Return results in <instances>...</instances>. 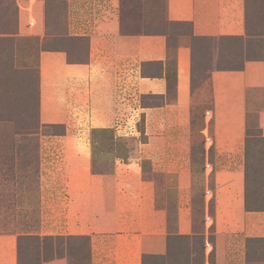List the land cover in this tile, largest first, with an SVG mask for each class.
I'll return each mask as SVG.
<instances>
[{"label": "crops", "instance_id": "obj_1", "mask_svg": "<svg viewBox=\"0 0 264 264\" xmlns=\"http://www.w3.org/2000/svg\"><path fill=\"white\" fill-rule=\"evenodd\" d=\"M37 14L36 33L42 36V15ZM111 17L97 31L70 34L87 38L84 64L67 63L63 52L39 54L42 122L67 120L61 113L65 106L94 128L112 127L116 115L118 120L144 117L146 140L135 145L132 158L118 161L112 200L102 195L109 216L102 232L113 237L102 256L108 264H141L143 255L170 254L172 237L196 234L192 212L198 170L190 135L193 121L203 117L201 106L212 146L202 155L200 175L213 203H203L202 210L212 222L214 264H264V208H245L244 151L250 103L262 102L257 124L264 137V60L222 70L212 65V55L208 70L201 66L199 77L196 70L195 42L245 35L243 0H165L166 20L182 27L162 34H126L118 14ZM127 89L134 97L129 111L123 97ZM142 98H150L149 103L142 104ZM74 178L61 176L70 195ZM201 230L208 238V229ZM98 246L105 252V242L92 248ZM0 264H17L12 237L0 236Z\"/></svg>", "mask_w": 264, "mask_h": 264}, {"label": "rangeland", "instance_id": "obj_2", "mask_svg": "<svg viewBox=\"0 0 264 264\" xmlns=\"http://www.w3.org/2000/svg\"><path fill=\"white\" fill-rule=\"evenodd\" d=\"M38 11L42 15V36L36 33ZM114 13L126 34H162L182 27L166 20L165 0H0V236L12 237L15 251L19 236L30 238L23 244L40 238L32 247L24 245V249L39 253L34 254L39 261L33 264L60 259L66 264H108L102 255L108 254V240L113 237L102 232L109 219L102 195L106 193L109 196L105 199L112 200L116 189L112 175L118 171V161L132 158L135 145L146 140L144 117L118 115V120L116 115L112 127L94 128L87 117L82 120L77 111L70 113L71 107L65 106L61 113L67 120L42 122L39 54L44 49H56L65 54L66 60L84 63L87 38L70 34H84L93 28L97 31L106 19H113ZM243 16L242 39L195 42L198 77L201 66L204 71L212 65L236 68L251 58H264V0H243ZM212 55L214 63L210 65ZM123 97L127 111L131 110L134 97L128 89ZM148 99L142 98L141 103H149ZM261 106L260 101L250 103L246 114L250 147L247 171L252 181L248 182L247 197L250 208L258 209L264 208V139L257 130V110ZM197 107L203 117L193 121L190 135L198 170L192 212L196 234L188 239L172 237L170 254L145 259L144 264H214L209 236L212 222H207L209 217L202 210L210 195L202 190L200 175L202 155L212 146L210 135L203 130V107ZM65 174L76 177L69 183L71 195L61 179ZM212 204L210 200L209 207ZM203 228L208 229V238ZM47 236L62 239L42 240ZM102 242L105 252L101 246L92 248ZM47 243L54 257L50 261L43 260ZM26 260L25 256L22 264Z\"/></svg>", "mask_w": 264, "mask_h": 264}, {"label": "trees", "instance_id": "obj_3", "mask_svg": "<svg viewBox=\"0 0 264 264\" xmlns=\"http://www.w3.org/2000/svg\"><path fill=\"white\" fill-rule=\"evenodd\" d=\"M174 25H182V24H179L178 23V24H174ZM75 38L81 39L83 37H75ZM223 38H226V39H239V40L242 39L241 37H223ZM43 51H46V52H59V51H56V49H44ZM87 58H88V55H87ZM87 58H86V61L85 62H87V60H88ZM249 60H264V58L259 59V58H256L255 57V58H251ZM67 62L68 63H71V64H74V63L75 64H81L82 63V62L70 61L69 58L67 59ZM84 63H82V64H84ZM242 65H243V62H242V64H241L240 67H236V68H221V67H218V68H221L222 70L223 69H225V70H227V69L228 70H240L242 68ZM257 130L259 132V136L261 137L258 124H257ZM248 135H249L248 134V130L245 129V139H244V144H245V208L247 210L254 208V207H251L250 208V204H249L248 197H247L248 196L247 195L248 194V192H247L248 182L249 183H252V181L250 180V178L248 180V173L249 172L247 171V164H248L247 162H249L248 156H249V153H250V147H248V144H249V141L248 140L249 139H247L249 137ZM261 138L264 139V137H261ZM29 239H30L29 237H23V236H19L18 239H17V249H16V253H17L16 262H17V264H22L23 258L25 256L27 257L26 264H33V263L39 261V258L38 259L35 258V255H34V254H36V255L39 256V253H37V252L36 253H33V251H31L29 248L24 249V245H28L27 247H32V245H33V243H34L35 240L36 241H40L41 239L37 237V238L31 239V241L27 242L26 244H23L22 243V241H26V240H29ZM54 239H59L60 240V239H62V237H56V238L53 237L52 238L51 236H47V237H44L42 240L53 241ZM179 239H188V237H179ZM45 245H49L50 247L47 246V248H45L44 254H46V255L43 258V260L44 261L53 260L54 257L51 256V254H50L51 253V250H52L51 244L47 243ZM49 251H50V253H49ZM160 257L161 256L143 255L142 262L144 264L145 259H154V258H160Z\"/></svg>", "mask_w": 264, "mask_h": 264}, {"label": "built area", "instance_id": "obj_4", "mask_svg": "<svg viewBox=\"0 0 264 264\" xmlns=\"http://www.w3.org/2000/svg\"><path fill=\"white\" fill-rule=\"evenodd\" d=\"M205 119H206V120H205L206 123L209 122V120H210V115H209V112H208V111L205 112ZM207 142H209V139L206 137V139H205V143H207ZM207 168H208V166H207ZM205 194H206V195H209V191H206ZM206 220H207V222H208V221H209V218H207ZM206 248H209V244H207Z\"/></svg>", "mask_w": 264, "mask_h": 264}]
</instances>
